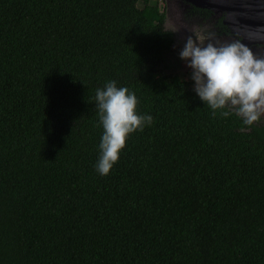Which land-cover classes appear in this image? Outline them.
Here are the masks:
<instances>
[{
	"label": "trees",
	"instance_id": "obj_1",
	"mask_svg": "<svg viewBox=\"0 0 264 264\" xmlns=\"http://www.w3.org/2000/svg\"><path fill=\"white\" fill-rule=\"evenodd\" d=\"M161 3L0 0V264H264V123L158 73ZM111 81L152 123L102 176Z\"/></svg>",
	"mask_w": 264,
	"mask_h": 264
},
{
	"label": "clouds",
	"instance_id": "obj_2",
	"mask_svg": "<svg viewBox=\"0 0 264 264\" xmlns=\"http://www.w3.org/2000/svg\"><path fill=\"white\" fill-rule=\"evenodd\" d=\"M186 38L180 59L192 70L194 91L202 102L215 110L231 106L251 126L264 114V55L257 56L240 42H221L210 26L198 27ZM250 39L264 40V28L248 32ZM99 122L103 127L100 143L101 156L97 171L107 176L119 160L128 136L143 131L152 117L136 112L137 98L125 87L117 88L116 82H108L97 89L95 96ZM228 117V111L220 113Z\"/></svg>",
	"mask_w": 264,
	"mask_h": 264
},
{
	"label": "flooded vegetation",
	"instance_id": "obj_3",
	"mask_svg": "<svg viewBox=\"0 0 264 264\" xmlns=\"http://www.w3.org/2000/svg\"><path fill=\"white\" fill-rule=\"evenodd\" d=\"M162 2L165 10V16L168 13V25L170 26L171 30L166 28L165 20L164 28L170 31L173 36V43L168 53H166L167 56L165 55V58L169 57L168 54L173 49L175 51H171V54H174L175 56L177 49V57L180 58L179 52L182 50L186 38L191 35L190 31L194 32L198 27L203 25L210 26V30L217 33L221 42H231L236 40L237 36H239L232 32L224 24L226 16V12L224 10L220 9L218 11H214L210 8L197 7L188 0H162ZM192 2L199 4V0H193ZM239 37L240 42H242V37ZM249 48L252 50V52H254L255 55L262 56V53L258 50L264 49V44L255 43L250 45ZM232 109L234 108L232 107Z\"/></svg>",
	"mask_w": 264,
	"mask_h": 264
},
{
	"label": "water",
	"instance_id": "obj_4",
	"mask_svg": "<svg viewBox=\"0 0 264 264\" xmlns=\"http://www.w3.org/2000/svg\"><path fill=\"white\" fill-rule=\"evenodd\" d=\"M188 1L197 7L210 8L214 11L224 10L226 12L224 24L242 37L241 43L245 46L264 44V40L250 39L247 35L248 32L264 28V0H199V4H195L193 0ZM165 24H168V13L165 16ZM258 51L263 55L264 49Z\"/></svg>",
	"mask_w": 264,
	"mask_h": 264
},
{
	"label": "rangeland",
	"instance_id": "obj_5",
	"mask_svg": "<svg viewBox=\"0 0 264 264\" xmlns=\"http://www.w3.org/2000/svg\"><path fill=\"white\" fill-rule=\"evenodd\" d=\"M162 4V3H161ZM166 28L171 30L170 26L168 24H165ZM171 51H175L174 49ZM168 54L169 57L165 59V64L163 66H160L161 68L158 70V73L162 76V77H169V75H180L185 77V79H191V69L189 67H187V62L184 60H181L180 58H178V53H177V49L175 52V56L174 54ZM167 56V55H166ZM169 59V60H168ZM191 86L192 88H194V81L191 79ZM230 106V105H229ZM228 106V107H229ZM231 110L235 111L234 109H232V107H229ZM236 112V111H235ZM259 123H264V114H262L258 120Z\"/></svg>",
	"mask_w": 264,
	"mask_h": 264
}]
</instances>
